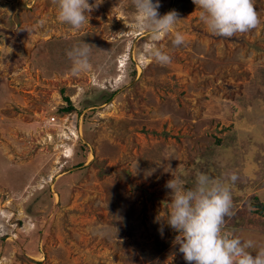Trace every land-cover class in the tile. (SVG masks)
Segmentation results:
<instances>
[{"label": "rangeland", "instance_id": "rangeland-1", "mask_svg": "<svg viewBox=\"0 0 264 264\" xmlns=\"http://www.w3.org/2000/svg\"><path fill=\"white\" fill-rule=\"evenodd\" d=\"M159 3L180 20L153 40L132 0H102L79 31L53 0H0V264H187L166 183L199 172L237 175L224 231L264 248V0L230 39L192 0ZM83 42L91 67L73 75L66 53Z\"/></svg>", "mask_w": 264, "mask_h": 264}, {"label": "clouds", "instance_id": "clouds-1", "mask_svg": "<svg viewBox=\"0 0 264 264\" xmlns=\"http://www.w3.org/2000/svg\"><path fill=\"white\" fill-rule=\"evenodd\" d=\"M192 2L200 10V20L217 37L230 39L255 29L260 23L254 0ZM53 3L58 7V20L79 31L85 23L89 24V14L102 0H95L94 4H90L88 0H53ZM132 5L135 9V28L148 31L153 40L169 34L180 20L175 10L161 16L158 12L159 0L155 3L153 0H132ZM184 43L185 37L176 32L172 40L173 46L178 47ZM66 54L72 62L73 75L91 67L90 45L83 42ZM152 55L162 66L171 63V57L159 48L154 47ZM138 167V161H135L134 173ZM154 171L155 169L147 171L145 176H151ZM237 179L235 173L228 174L226 180L221 181L205 172H199L192 188H185L184 181L174 175L167 181L166 187L171 189V203L167 218L163 219L178 233L174 243L179 245L178 251L183 254L187 264H264V248L253 255L248 251L254 247L252 240H241L224 231L225 217L233 215L231 184ZM160 231L162 234L163 230Z\"/></svg>", "mask_w": 264, "mask_h": 264}, {"label": "trees", "instance_id": "trees-1", "mask_svg": "<svg viewBox=\"0 0 264 264\" xmlns=\"http://www.w3.org/2000/svg\"><path fill=\"white\" fill-rule=\"evenodd\" d=\"M103 98H104V96H103ZM66 101L68 102V99H66ZM73 111H75V110L70 103L68 105H66L65 107L58 108V110H56V112L58 114L72 113ZM242 198H244L243 195L241 196V199ZM252 205L255 207V214H258L260 217H264V203L259 201L258 198L254 197ZM236 207L237 206L232 207L233 213H234V209ZM230 222L233 224L235 223V217H233V215H231L230 217H225V224L230 223Z\"/></svg>", "mask_w": 264, "mask_h": 264}]
</instances>
